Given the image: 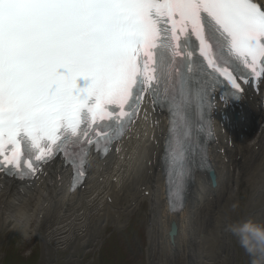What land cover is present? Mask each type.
<instances>
[{
    "label": "snow or ice",
    "instance_id": "snow-or-ice-1",
    "mask_svg": "<svg viewBox=\"0 0 264 264\" xmlns=\"http://www.w3.org/2000/svg\"><path fill=\"white\" fill-rule=\"evenodd\" d=\"M262 78L264 0H0V174L31 180L59 162L78 190L90 153L106 157L147 98L167 113L180 211L213 94L223 85L221 100L239 99Z\"/></svg>",
    "mask_w": 264,
    "mask_h": 264
},
{
    "label": "bare ground",
    "instance_id": "bare-ground-1",
    "mask_svg": "<svg viewBox=\"0 0 264 264\" xmlns=\"http://www.w3.org/2000/svg\"><path fill=\"white\" fill-rule=\"evenodd\" d=\"M257 181H259V184H256ZM263 183H264V174L260 178L254 180V182H253V184L255 186L260 187L259 190H263V188H262ZM39 199H40V196L39 195H35V197L33 198V200L26 207L20 209L19 212L14 213V215H15L14 217L15 218H12V220H11V214H8V212L4 213L0 217V221H1L0 227L3 228L5 225H9L10 224L13 230L18 229L21 233L27 234V228L18 224V221L22 217L20 214L23 213L25 210H29V212L31 213V215L28 216V217H31L32 214L34 213L36 207H38V200ZM66 199H67V196H65L64 193L60 194V196H54L52 193L49 195L50 202H52L55 205H58L61 208L65 206V200ZM153 199H154L155 204L157 205L158 202H159V199H158L157 195L156 196H153ZM10 207H11V209H13L11 211H14V207L15 206L13 205V202L10 201V199L8 198L6 200V208H7V211H8V208H10ZM49 214H52V211L48 212L46 215H49ZM157 214L159 216V219H161V220L164 219V217H163V215H162V213H161L160 210H157ZM181 217H183V219H181V220L180 219H177L178 220V226H179L178 229L180 231L183 230V228L185 227L186 223L189 220L188 213L183 214ZM16 218H18L17 223H16ZM54 221L55 222H59V220H56V219ZM170 221H171L170 219H167L166 220V224H169ZM64 223L65 222H62V224H64ZM53 227H54V225L52 223L51 228L48 229V232H50V233L46 236V239L47 238H50L51 239V237L53 238V237L58 236V234H56V232L53 231ZM63 229H66V228H62L61 230H63ZM38 231L40 232V230H38ZM173 245H177V239L174 240ZM173 245H170V246H173Z\"/></svg>",
    "mask_w": 264,
    "mask_h": 264
},
{
    "label": "rangeland",
    "instance_id": "rangeland-1",
    "mask_svg": "<svg viewBox=\"0 0 264 264\" xmlns=\"http://www.w3.org/2000/svg\"><path fill=\"white\" fill-rule=\"evenodd\" d=\"M7 237H5V236H2V235H0V264H1V246L7 241ZM19 243V242H18ZM41 252H43V251H41ZM71 252L72 253H74L73 255H77V253L74 251V250H71ZM127 255L130 257V259H131V261L134 263V259H133V257H132V255H130V254H128L127 253ZM184 256H186V254L184 255ZM49 258H52V256L49 254V256H48ZM178 257H180V256H178ZM63 259H67L68 258V254H65L63 257H62ZM149 258V257H148ZM191 260H190V259ZM188 259H182V261L184 262V264H194V262H193V259H192V257H189ZM165 259H167V258H164V261H165ZM169 259V258H168ZM170 259H173V258H170ZM144 261H145V259H144ZM228 263V262H227ZM72 264H88V262H73ZM221 264H224V263H221ZM229 264V263H228ZM232 264H237L236 262H234V263H232Z\"/></svg>",
    "mask_w": 264,
    "mask_h": 264
}]
</instances>
